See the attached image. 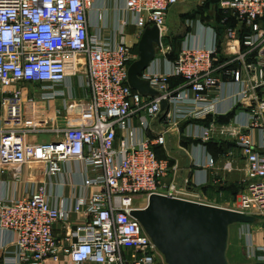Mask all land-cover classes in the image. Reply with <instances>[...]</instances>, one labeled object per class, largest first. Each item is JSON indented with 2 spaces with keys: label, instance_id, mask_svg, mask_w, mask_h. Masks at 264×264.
Wrapping results in <instances>:
<instances>
[{
  "label": "built area",
  "instance_id": "2783aa9c",
  "mask_svg": "<svg viewBox=\"0 0 264 264\" xmlns=\"http://www.w3.org/2000/svg\"><path fill=\"white\" fill-rule=\"evenodd\" d=\"M95 1L0 0V84L65 83L70 74L67 55L71 54L78 82L89 92L88 106L93 113L91 124L46 129L57 134L56 140L32 144L26 142L25 134L42 128L25 126L22 91L2 100L1 171L13 168L18 176L23 165L35 164L52 177L63 174L65 165L81 162L83 188H94L75 199L52 200L42 184L27 197L0 198V229L12 233L13 262L43 264L47 259L58 261L65 253L73 264H167L141 222L131 215L133 209L144 207L135 204V197L143 194L147 203L152 193H158L215 204L200 192L208 183L207 174L201 180L192 177L183 185L173 178L178 164L156 152L157 147L167 145V131L151 135L153 121L162 114L163 122L171 127L182 120L216 115L219 92L230 83L239 87L232 109L237 108L246 120L224 127L215 121L192 123L190 136L206 145L218 130L221 136L235 140L247 161V171L233 210L256 216L257 225L264 230V0H220L224 12L238 20L236 26L225 28L222 40L217 29L200 18L186 20L188 28L203 24L212 34L211 43L192 42L195 35L188 33L177 58H169V69L164 72L151 66L159 55L169 56L172 51L163 42L167 16L182 0H125L139 37L147 26L160 29L156 57L141 74L159 92L153 97L129 85V66L139 58L134 48L124 40L111 41L90 33L87 13ZM226 21L227 17L222 23ZM244 28L249 32L241 38L239 32ZM83 70L84 75L80 74ZM172 77L185 82L171 88ZM54 97L53 91L45 92V99ZM65 104L66 108L74 106L68 100ZM251 129L262 132L260 145L248 133ZM214 165L211 157L203 167L208 170ZM197 166L202 167L200 163ZM73 213L85 214V221L72 225ZM56 223L66 228V246L54 235ZM238 224L242 225L239 236L246 255L253 262L264 261V244L257 246L252 238L255 224Z\"/></svg>",
  "mask_w": 264,
  "mask_h": 264
},
{
  "label": "crops",
  "instance_id": "0c3cea01",
  "mask_svg": "<svg viewBox=\"0 0 264 264\" xmlns=\"http://www.w3.org/2000/svg\"><path fill=\"white\" fill-rule=\"evenodd\" d=\"M195 1L203 2L202 0H182L170 8L168 16L170 17L173 12H178V10L180 12L179 6L183 7L185 5L187 7V5H190V2L195 3ZM87 19L91 34L109 38L111 41L114 38L124 40L133 48L138 45L140 40L138 28L133 22L131 14L126 12L125 0H96L93 7L87 13ZM188 19L190 18L182 19L186 30L181 33L180 40L176 45L177 50H180L183 41L186 39V35L190 33H194L195 35L193 38L191 37L192 42L195 40L200 45L209 46L212 40L211 32L199 22L193 28H188L186 22ZM194 19H199V17ZM203 23L205 25L208 24L206 22ZM172 45L169 46L173 49ZM224 54L225 51L221 47L219 54L221 59L225 58ZM169 58V56L159 55L151 67H157L163 72L167 71L169 69ZM67 59L70 74L65 83L52 86L39 82H20L10 85L0 84V126L4 125L2 100L5 97L13 95L17 90L22 91V110L25 126L42 128L39 131L27 132L25 134L24 138L28 143L38 144L56 140L57 134L46 129L67 125L91 124L93 122V113L88 106L90 103L89 92L80 86L77 80L75 59H73L71 54L67 55ZM238 90L239 87L236 83H230L224 85L221 92H219L216 102L217 114L211 115L213 121L216 119L215 122L220 126L224 127L233 121L239 123L246 120L245 115L238 114L237 110L229 119L227 116L233 110ZM46 91H53L55 97L45 99L44 95ZM66 100H68V103H73L74 106L66 108ZM162 116L161 114L158 119L153 121V132H150V134L155 135L162 131H167V145L161 147L158 153L161 158H168L172 164H178L179 170L174 175L175 177H173L177 183L183 185L186 180L192 177H197L201 180L204 178V174H207L208 183L200 187V192L204 195L209 190L225 194H228L231 188H233L235 193H238L237 190L239 192L242 190L246 183L247 161L242 150L236 145L235 140L230 135H222L220 139L215 140L219 142V145H200L195 138L190 136L194 128L190 125L192 123L207 124L208 122L205 118L193 121L182 120L169 127L163 122ZM194 131L198 132L199 129H195ZM248 133L257 145L262 143L263 135L261 131L251 129ZM229 151L233 152L232 156L229 154ZM211 157L215 159V165L212 169L207 170L203 165ZM198 163L202 166L200 168H204L203 171H196L197 169L200 170V168H197ZM84 175V164L81 162H72L65 165L63 174L52 177L35 164L23 165L18 176L15 169L6 167L3 171L0 170V198H24L29 196L42 184H46L47 191L52 200L58 197L75 199L85 192L88 194V192L94 189L93 187L83 188L82 181ZM83 221H85V214H72V225ZM241 228L242 225L236 224L234 237L236 242H239V244L241 242L244 245L243 239L239 238ZM53 232L60 245L66 246L69 243L66 238L67 231L63 224L56 223L53 227ZM252 238L257 246L264 244V230L260 225L254 227ZM12 239L11 231L0 229V264H20L13 262L12 252L14 246ZM229 239L231 245V230ZM241 253V255H238L241 259L236 261V263L245 264L253 262L246 255L245 250H242ZM43 264H73V262L68 254L61 253L58 261L47 259ZM83 264L100 263L87 261Z\"/></svg>",
  "mask_w": 264,
  "mask_h": 264
},
{
  "label": "water",
  "instance_id": "95a60500",
  "mask_svg": "<svg viewBox=\"0 0 264 264\" xmlns=\"http://www.w3.org/2000/svg\"><path fill=\"white\" fill-rule=\"evenodd\" d=\"M160 45L159 27L147 26L138 42L139 58L128 69L129 85L144 96L159 95L141 74L156 57ZM166 106L163 100L162 109ZM131 215L141 222L167 264H231L227 257L230 226L259 222L256 216L241 211L158 193H152L147 204L133 209Z\"/></svg>",
  "mask_w": 264,
  "mask_h": 264
},
{
  "label": "rangeland",
  "instance_id": "374dc122",
  "mask_svg": "<svg viewBox=\"0 0 264 264\" xmlns=\"http://www.w3.org/2000/svg\"><path fill=\"white\" fill-rule=\"evenodd\" d=\"M202 1L203 2H199V1L197 2L195 1V3L190 2V5H187V7L185 5H183V7L179 6L180 12L178 10V12H173L170 17L167 16V33L165 34L163 38V42L165 45L174 44V39L180 38L181 33H183L186 30L184 22H182V19H184V15L191 17V15H195L198 13L199 15H197V17L201 18L203 22L205 21L206 23L213 25V26H215L214 24L218 23L219 21V14H218L219 7L218 6H220V3H218L219 1L218 0H202ZM185 4H188V3H185ZM133 52L138 53V45L134 48ZM84 71L85 70H83V72L80 74L84 75ZM77 80H78V77H77ZM220 138H221V135L219 134L217 130L213 133L211 140L212 139L218 140ZM237 192L238 193H235L233 191V188L230 189V192L228 194L209 190L205 192L206 195L203 194V196L206 201L213 203L217 206L228 208V209H235L238 206L239 190H237ZM135 204L137 206H145L147 204L143 194H139L135 197ZM235 227H236V224H232L230 226L231 245H230V239H229V247L227 250V257L231 264H239V263H236V261H239L241 259V257L238 255L242 254L241 253L242 250L244 251V247L242 243L240 242L239 244V242L235 241V237H234ZM255 227H257V224H255Z\"/></svg>",
  "mask_w": 264,
  "mask_h": 264
},
{
  "label": "trees",
  "instance_id": "16d2710c",
  "mask_svg": "<svg viewBox=\"0 0 264 264\" xmlns=\"http://www.w3.org/2000/svg\"><path fill=\"white\" fill-rule=\"evenodd\" d=\"M218 1H219L218 3H220V0H218ZM218 7H219V13H218V14H219V21H218L217 24H214L215 26H213V25H212V26L215 27V28L217 29V31H218V33H219V35H220V39L222 40V36H223V34H224V30H225V28L228 27V26H232V27L236 26V25L238 24V20L236 19V17H235L234 15L227 14V13L224 12V10H223L220 6H218ZM196 13H197V12H196ZM197 15H199V14L197 13V14H195V15H191V17H190V16H185V15H184V19H186L187 17H190V18L194 19V18L197 17ZM225 17H227V21H226L225 23H224V22L222 23V20H223ZM200 19H201V18H200ZM201 20H202V19H201ZM204 22H205V21H204ZM246 32H249V30H248L247 28H244L243 31L239 33V36H240L241 38H243V35H244ZM179 40H180V38H176V39H174V44L172 45V46H173V49H172L171 53L169 54V57H170L171 59H176L177 56H178V50H177V48H176V45H177V43H178ZM169 81H170V87H171V88H175V87H177L178 85L184 83V82H185V79H183V78H181V77H172V78H170ZM236 110H237V108L233 109L232 111H230V112L227 114L228 119H229L230 116H233V114L236 112ZM205 119H206V121H207L208 123L211 122V120H212V115H208ZM206 145H209V146H210V145H219V142H217V141H215L214 139H212V140L208 141ZM219 147L221 148V146H219ZM160 148H161V147H157V148H156V152H157V154H158L159 157H160V155H159L158 151H159Z\"/></svg>",
  "mask_w": 264,
  "mask_h": 264
}]
</instances>
